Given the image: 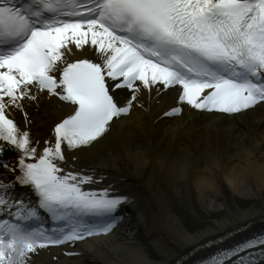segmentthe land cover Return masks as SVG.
Segmentation results:
<instances>
[{"label":"bare ground","instance_id":"obj_1","mask_svg":"<svg viewBox=\"0 0 264 264\" xmlns=\"http://www.w3.org/2000/svg\"><path fill=\"white\" fill-rule=\"evenodd\" d=\"M64 51L68 58L93 55L90 45L72 42ZM161 88L153 81L151 90L142 92L141 101L148 112L140 110L120 119L103 139L73 153L75 167L102 172L108 180L123 178L124 185L137 188L131 204L135 225L100 238L97 247L86 246L87 261L83 264H164L221 231L264 215V202L251 210L237 203L235 209L227 206L222 217H214L205 227L193 231L186 228L176 211V203L184 200L183 193L187 195L189 188L201 208L208 212L218 208L223 197L220 182L232 194L247 200L262 197L264 103L230 116L198 112L186 105L179 117L157 120L179 93L177 88L159 93ZM24 109L29 117L21 123L28 125L35 140L45 138L50 125L71 110L66 104L47 100L40 92ZM31 252L26 260L32 257L33 262L52 264L38 258L44 256L43 250L40 256ZM61 263L70 264L65 259ZM0 264L17 263L1 253Z\"/></svg>","mask_w":264,"mask_h":264},{"label":"rangeland","instance_id":"obj_2","mask_svg":"<svg viewBox=\"0 0 264 264\" xmlns=\"http://www.w3.org/2000/svg\"><path fill=\"white\" fill-rule=\"evenodd\" d=\"M220 185L223 187V197L221 200V205L208 212L205 208H201L198 201L195 199L194 191L189 188L183 193V199L180 202L176 203V207L182 210L185 214H181L182 223L186 226V228L198 231L205 227L209 221H211L214 217H222L226 212L227 206L235 209L237 203L243 209H253L261 206L262 202H264V192L262 193V197L256 196L251 200H247L246 198L237 196L232 194L223 183L220 182Z\"/></svg>","mask_w":264,"mask_h":264}]
</instances>
